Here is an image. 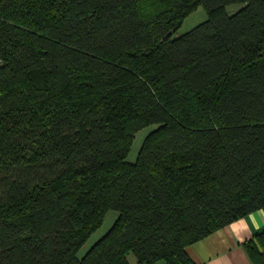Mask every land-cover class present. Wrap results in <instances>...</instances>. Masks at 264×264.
<instances>
[{
	"label": "trees",
	"instance_id": "1",
	"mask_svg": "<svg viewBox=\"0 0 264 264\" xmlns=\"http://www.w3.org/2000/svg\"><path fill=\"white\" fill-rule=\"evenodd\" d=\"M0 57V264H196L264 210V0H0Z\"/></svg>",
	"mask_w": 264,
	"mask_h": 264
},
{
	"label": "crops",
	"instance_id": "2",
	"mask_svg": "<svg viewBox=\"0 0 264 264\" xmlns=\"http://www.w3.org/2000/svg\"><path fill=\"white\" fill-rule=\"evenodd\" d=\"M264 231V210L258 209L188 246L196 264H253L243 243Z\"/></svg>",
	"mask_w": 264,
	"mask_h": 264
},
{
	"label": "rangeland",
	"instance_id": "3",
	"mask_svg": "<svg viewBox=\"0 0 264 264\" xmlns=\"http://www.w3.org/2000/svg\"><path fill=\"white\" fill-rule=\"evenodd\" d=\"M243 5L240 4H232L227 6L226 8V13L228 15H232L236 13L239 9H241ZM208 12L207 10L203 7L200 6L195 12H193L190 16H188L185 21L182 23L181 27L177 30V32L174 34L173 37H178L179 35L185 34L186 32L192 30L195 28L197 25L200 23L204 22L205 20L208 19ZM158 125H150L148 127L143 128L140 130L135 138L133 147L129 153L128 160L129 161H135L137 158V155L140 151V148L144 142V139L146 136L156 129ZM119 216V212L117 211H110L106 215V218L104 220V223L102 226L94 233L92 236L89 238V240L85 243V245L79 250L78 252V257L82 258L86 252L103 236L107 233V231L112 227V225L115 223ZM130 259V264H136V258L134 255L129 256Z\"/></svg>",
	"mask_w": 264,
	"mask_h": 264
},
{
	"label": "built area",
	"instance_id": "4",
	"mask_svg": "<svg viewBox=\"0 0 264 264\" xmlns=\"http://www.w3.org/2000/svg\"><path fill=\"white\" fill-rule=\"evenodd\" d=\"M4 61L2 59V57H0V67L3 65Z\"/></svg>",
	"mask_w": 264,
	"mask_h": 264
}]
</instances>
